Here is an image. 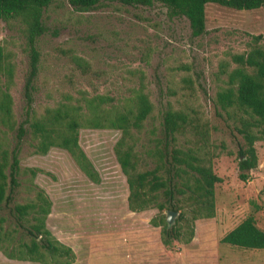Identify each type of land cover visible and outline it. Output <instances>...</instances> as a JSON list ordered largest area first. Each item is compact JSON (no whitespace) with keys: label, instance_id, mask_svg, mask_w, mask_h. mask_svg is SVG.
<instances>
[{"label":"rangeland","instance_id":"obj_1","mask_svg":"<svg viewBox=\"0 0 264 264\" xmlns=\"http://www.w3.org/2000/svg\"><path fill=\"white\" fill-rule=\"evenodd\" d=\"M204 11L205 33L195 38L184 18H169L159 4L106 3L80 12L57 2L43 14L45 31L35 43L40 55L35 114L97 95L111 97L121 107L141 92L151 102L152 113L138 145L154 146L153 139L160 137L158 113L166 103L188 114L193 111L207 123L206 151L220 178L213 190V217L195 220L191 241L169 249L160 242V227L149 223L156 209L132 213L126 207L127 186L112 150L120 131L78 129V146L97 173V183L87 179L64 150L52 147L44 155L35 153L26 135L18 153L14 202L32 198L29 181L46 194L51 206L45 227L59 243L75 249L69 264H264V248L246 250L220 243L249 216L264 231V140L253 144L256 166L246 181L239 180L241 141L230 122L216 115L220 111L212 103L236 66L232 57L253 46L264 50V10L235 11L207 4ZM22 27L18 21H0V47L12 66L8 93L14 128L0 127V143L6 149L13 146L24 109L28 45ZM146 161L152 168V161ZM28 169L35 170L33 178ZM0 264L38 263L7 259L0 252Z\"/></svg>","mask_w":264,"mask_h":264},{"label":"trees","instance_id":"obj_2","mask_svg":"<svg viewBox=\"0 0 264 264\" xmlns=\"http://www.w3.org/2000/svg\"><path fill=\"white\" fill-rule=\"evenodd\" d=\"M57 2L80 12L106 3L129 7L159 4L169 18H184L195 38L205 33L207 4L251 11L264 10V0H0V21L23 24L28 45L22 118L13 129L12 148L6 149L0 143V252L7 259L38 264H69L73 260L71 249L55 240L45 227L51 206L46 194L29 181L27 190L33 191L27 192L33 193L31 199L15 203L14 195L19 187V148L26 135L33 141L35 153L44 155L52 147L64 150L87 179L98 182L97 173L78 146V129L82 126L120 131L112 150L125 178L128 211L156 209L157 215L149 223L160 227L159 239L164 247L189 243L193 222L213 217V190L220 182L206 151L207 123L193 111L188 114L166 103L158 113L160 137L153 139L152 148L145 149L138 145V138L151 117L152 104L141 92L121 107L115 99L97 95L45 107L35 114L32 103L40 56L35 43L45 31L43 14ZM232 61L236 66L227 74V86L215 94L212 103L220 111L216 115L230 122L231 130L241 141L237 143L238 179L246 181L248 171L256 166L253 144L264 140V50L253 46L244 54L234 55ZM11 77L12 66L0 47V127L9 130L14 128L8 93ZM146 159L152 161V168L147 167ZM27 172L30 178L35 176L34 169ZM167 211L177 214L170 224L163 214ZM220 243L260 250L264 248V231L249 216L223 235Z\"/></svg>","mask_w":264,"mask_h":264},{"label":"water","instance_id":"obj_3","mask_svg":"<svg viewBox=\"0 0 264 264\" xmlns=\"http://www.w3.org/2000/svg\"><path fill=\"white\" fill-rule=\"evenodd\" d=\"M175 216V213L174 212H171V211H167L166 212V217H165V221L167 224H170L171 223V220L172 218Z\"/></svg>","mask_w":264,"mask_h":264},{"label":"crops","instance_id":"obj_4","mask_svg":"<svg viewBox=\"0 0 264 264\" xmlns=\"http://www.w3.org/2000/svg\"><path fill=\"white\" fill-rule=\"evenodd\" d=\"M127 197V196H126ZM127 207V206H126ZM51 211H54L53 210V206H52V208H51ZM48 224H47V220H45V226H47ZM61 243H64V242H62V241H60ZM65 244V243H64ZM67 245V244H66ZM72 251H73V254L75 255V249H73V247L72 246H70L69 247ZM76 256V255H75ZM75 259H77V257L75 258Z\"/></svg>","mask_w":264,"mask_h":264}]
</instances>
